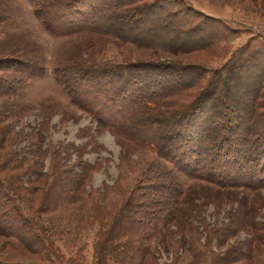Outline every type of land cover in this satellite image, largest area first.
Returning <instances> with one entry per match:
<instances>
[{"label":"rangeland","instance_id":"obj_1","mask_svg":"<svg viewBox=\"0 0 264 264\" xmlns=\"http://www.w3.org/2000/svg\"><path fill=\"white\" fill-rule=\"evenodd\" d=\"M98 1L97 6L106 2V7L115 9L112 13H121L113 16L122 28L129 27L122 13L127 8L126 16L142 18L146 11L142 7L156 2L154 16L141 31L168 25L163 18L175 9L181 22L170 31L178 34V44L183 43L180 30L188 23L184 40H196L195 35L187 37L196 24L204 47L184 53L179 45L147 49L111 36L69 35L68 29L77 28L76 23L87 22L83 19L91 0L80 14L76 7L54 13L56 32L37 18L31 0H0V178L17 195L14 203L0 197V264H264V188L222 189L176 172L152 146L114 134L98 121L117 127L120 115L118 102L111 105V99H116L112 87L102 80L96 84L78 81L81 100L90 113L74 105L55 75L56 70L75 63L104 68L110 63H150L158 68L173 64L170 73L145 71L132 76L140 85L128 91H135L139 100L144 96L151 100L149 86L159 82L174 93L158 100V106L145 108L139 124L150 133L159 113H166L176 102L187 103L208 82L206 75H194L196 81L200 78L198 86L181 89L178 85L188 88L191 84L178 75L179 65L217 70L248 42L264 37V0ZM188 6L204 17L189 12ZM256 69L263 76L264 68ZM29 71L36 75L28 79ZM123 76L114 80L118 87ZM173 181L182 191V211L176 220L140 227L132 209L137 204L134 198L121 211L134 196L157 197L159 209L166 201L155 196V187ZM145 201V211L154 207L148 206L151 200L138 204ZM14 204H20L25 216L38 224L42 240L26 223L18 222ZM80 204L86 206L84 211ZM107 208L120 213L127 227L121 243L112 247L131 245L115 257L107 254L103 242L110 232L115 235L112 222L105 221ZM83 214L89 218L87 225H82Z\"/></svg>","mask_w":264,"mask_h":264},{"label":"trees","instance_id":"obj_2","mask_svg":"<svg viewBox=\"0 0 264 264\" xmlns=\"http://www.w3.org/2000/svg\"><path fill=\"white\" fill-rule=\"evenodd\" d=\"M31 1L34 2L37 8V18L51 32H56L53 28L54 13H60L63 9L64 11L72 10L76 7V11L80 14L85 11L83 7L88 2V0ZM91 2V8H88L89 4L86 6L89 12H85L86 15L83 19V21L86 20L87 22L84 24L76 23L78 27L73 30L67 28L69 35H81L84 33L86 35L111 36L121 42L125 41L147 49L162 48L167 50L170 47L179 45L180 49L184 48V51H182L184 53L186 51L194 52L204 47L200 37L202 34H197L201 32V29L199 30V26L196 24L191 27V33L187 36L195 35L197 36L196 40H184L183 37H186L189 29L188 23L185 29L180 30L182 32L179 35L183 43L178 44L180 43V40L176 37L178 34L170 31V27L178 26L181 22L178 21L180 20L178 18L179 14L175 9L163 18L169 22L168 25L165 24L164 27H148L147 30L141 31L146 21L150 22V19H152L150 17L154 16V10H157L156 2L148 3L142 7L146 8L142 18L133 17V14L126 16L130 12L129 8L122 12L125 22H128V29L126 27L122 28L123 24L121 23H114L118 18L113 15L121 13L118 11L112 13L115 9L112 10L109 6L106 7V2L101 7L97 6V0H91ZM183 2L186 4V1L183 0ZM188 7L189 12H194L204 17L200 12L198 13L190 6ZM261 66L264 68V37L261 36L254 38L235 52L220 69L209 70L200 65H179L177 68L178 75L190 79V82H188L191 84L188 88H184L186 85H178L181 89L195 88V86H198L200 78L204 77L203 75L208 77V82L203 85L202 90L198 91V93L194 92V95L187 103L176 102V104L171 105L173 107L170 110L165 109L168 110L164 113L165 118H163L164 114L159 113L158 118L152 120L150 133H146L143 130L144 127L140 128V125H142L139 124L142 119L141 116L144 114L146 107L158 106L159 103L157 102L161 98L163 100L166 99V95H171L173 93L171 91L172 88L166 87L165 82L150 85L149 90L152 93L149 94L148 99L151 100L148 101L145 100V96L141 97L142 99L140 98V100L139 98L137 99L135 91L129 92L128 88L131 86L135 88L137 87L136 85H140L137 84L138 82L132 81L134 73L137 75L145 71H174L171 68L173 64L162 65L158 68V66L150 63H141L134 66L110 63L108 68L95 64L87 66V68L75 63L70 65L69 68L56 70L55 75L57 83L64 85L74 105L90 113H92V110L82 101L83 92L80 93L78 81L82 82L88 79L90 83L96 84V81L102 80L106 83V86L112 87V94L116 99H111V105L115 107L118 102L119 110L117 116L120 115L115 121L117 127L111 126L109 121L106 122L103 119H98V121L102 123L105 129L115 130L114 134L118 133L122 137L133 140H142L145 144L152 146L161 155L162 159L173 166L176 172L178 171L189 178L202 180L222 189L260 190L264 188V74L263 76L262 74L257 75L256 68ZM68 70L73 73L68 74L66 72ZM90 70H94V72L91 73ZM88 71L90 72L88 73ZM240 71L241 74L238 75L237 73ZM27 75L30 76L28 77L30 79L36 74L29 71ZM194 75L200 77L198 81H196V76ZM117 76H123L119 84L120 87L116 85L118 83L114 84ZM191 77H194L195 82ZM63 78H65V83ZM140 134H145L146 136H141ZM147 134L149 135L147 136ZM66 188L67 186L63 187L64 190ZM154 192H156L155 196L160 197V200L165 199L166 201L163 202V205L160 202L162 206L159 209H157L159 206L156 204L158 201L157 197L150 199L149 196L148 198L146 196L144 198H135L134 196L123 206L121 211L124 212L134 198V202L137 204L133 205L132 209H134L135 223L140 227H146L153 222L176 220L181 214L183 205L180 202L182 191L178 182L173 181L169 184L157 185ZM0 197L6 198V200H10L13 203L17 199V195L10 190L6 182L2 181L1 178ZM139 199L151 200L148 206L154 207H150L149 210L145 211L147 202H143L145 203L143 205L138 204ZM154 200L157 201L155 202ZM80 205L81 211H84L86 206L84 204ZM108 208L104 214L105 221L112 222L115 235L113 236L110 232L103 242L107 246V254L115 257L118 253L125 254V251H128L131 245L112 247V244L121 243L125 237L127 227H125L124 219L120 217L121 214L115 215L114 210ZM14 209L19 216L18 222L26 223L35 237L42 240L37 230L39 229L38 224L33 223L32 220L25 216L20 204H14ZM83 215L86 218L84 219L85 224L83 223L82 225H87L89 218L85 214Z\"/></svg>","mask_w":264,"mask_h":264}]
</instances>
